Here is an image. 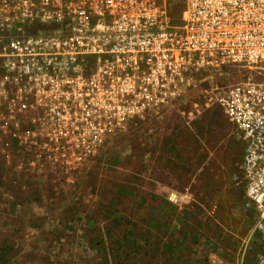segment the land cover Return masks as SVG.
Wrapping results in <instances>:
<instances>
[{
	"label": "built area",
	"instance_id": "built-area-1",
	"mask_svg": "<svg viewBox=\"0 0 264 264\" xmlns=\"http://www.w3.org/2000/svg\"><path fill=\"white\" fill-rule=\"evenodd\" d=\"M242 134L256 218L238 264H264V0H0V164L68 182L135 120L161 117L197 77Z\"/></svg>",
	"mask_w": 264,
	"mask_h": 264
},
{
	"label": "rangeland",
	"instance_id": "rangeland-1",
	"mask_svg": "<svg viewBox=\"0 0 264 264\" xmlns=\"http://www.w3.org/2000/svg\"><path fill=\"white\" fill-rule=\"evenodd\" d=\"M172 2L180 16L185 0ZM238 72L198 76L176 108L116 133L73 182L0 167V246L15 245L18 264H106L116 252L125 264H238L256 218L244 143L201 92ZM134 228L139 253L125 246Z\"/></svg>",
	"mask_w": 264,
	"mask_h": 264
},
{
	"label": "trees",
	"instance_id": "trees-1",
	"mask_svg": "<svg viewBox=\"0 0 264 264\" xmlns=\"http://www.w3.org/2000/svg\"><path fill=\"white\" fill-rule=\"evenodd\" d=\"M174 5H175V2L173 3L172 0H170L169 1L170 16L172 17L173 22H176L180 18L181 13L183 12L184 9H182L180 16H178L177 13H179L180 9H178L176 5L174 7ZM184 6L185 5L183 3V7ZM176 16H178V18ZM0 167H3L5 171L7 169V166H5L4 164H0ZM122 218L123 217H121V219ZM137 229L138 228H134L131 233H130L131 228L130 230H128L127 235H126V239H128V241L125 244V246L131 247L134 252L136 251L137 253H139L140 248L142 247H140V245L138 246V242L135 239L136 234L139 232L137 231ZM111 232H112L111 229H109V234ZM110 240H113V238L110 237ZM111 243H113V241H111ZM102 246H105V245H102ZM15 247H16L15 245L10 244L9 242H3V245L0 246V264H18L19 263L17 256H16L17 250ZM107 250L110 251L109 245H108ZM131 259L132 257L130 258V254L128 253L126 254V256H122V255H119L118 252H116L115 254H112L111 258H106L105 262L106 264H110L109 262H112L113 264H125L126 262L131 261ZM251 262H252V257L249 258V261H247L246 264H251Z\"/></svg>",
	"mask_w": 264,
	"mask_h": 264
}]
</instances>
